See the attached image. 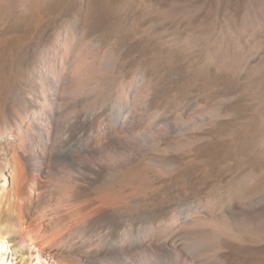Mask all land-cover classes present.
<instances>
[{
  "label": "rangeland",
  "instance_id": "374dc122",
  "mask_svg": "<svg viewBox=\"0 0 264 264\" xmlns=\"http://www.w3.org/2000/svg\"><path fill=\"white\" fill-rule=\"evenodd\" d=\"M69 65L98 67L99 112L137 122L132 140L158 164L128 182L131 199L176 225L264 226V0H0L1 106ZM237 188L255 191L217 207ZM188 242L201 264H264V236Z\"/></svg>",
  "mask_w": 264,
  "mask_h": 264
},
{
  "label": "bare ground",
  "instance_id": "6f19581e",
  "mask_svg": "<svg viewBox=\"0 0 264 264\" xmlns=\"http://www.w3.org/2000/svg\"><path fill=\"white\" fill-rule=\"evenodd\" d=\"M55 71L53 78L35 74L37 86L0 105V264H160L165 256L171 264H201L188 239L215 248L221 237L264 236V226L219 214L193 221L185 214L176 225L174 216L148 213L124 193L128 182L143 187L158 165L134 142L137 122L122 113L113 123L99 112L105 99L92 81L104 77L96 65ZM254 191L237 188L218 197L217 207L235 208ZM191 222L200 227L187 229Z\"/></svg>",
  "mask_w": 264,
  "mask_h": 264
}]
</instances>
